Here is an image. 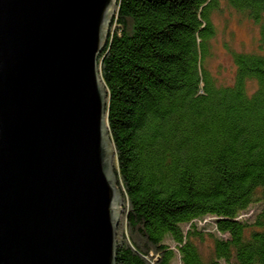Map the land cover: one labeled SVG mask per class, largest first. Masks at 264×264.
Returning <instances> with one entry per match:
<instances>
[{"label":"trees","instance_id":"1","mask_svg":"<svg viewBox=\"0 0 264 264\" xmlns=\"http://www.w3.org/2000/svg\"><path fill=\"white\" fill-rule=\"evenodd\" d=\"M224 2L259 44L225 46L218 84L220 0H117L98 58L122 200L115 264H264V0Z\"/></svg>","mask_w":264,"mask_h":264},{"label":"water","instance_id":"2","mask_svg":"<svg viewBox=\"0 0 264 264\" xmlns=\"http://www.w3.org/2000/svg\"><path fill=\"white\" fill-rule=\"evenodd\" d=\"M117 0H0V264H115L98 58Z\"/></svg>","mask_w":264,"mask_h":264},{"label":"rangeland","instance_id":"3","mask_svg":"<svg viewBox=\"0 0 264 264\" xmlns=\"http://www.w3.org/2000/svg\"><path fill=\"white\" fill-rule=\"evenodd\" d=\"M220 7L222 8L221 12L212 16L217 34L212 41V57L208 61V66L216 83L225 84L229 82L233 68L229 51L225 46L235 52H249L253 50V48L249 47V43L252 47L254 45L257 47L259 42L258 37L252 39L255 35V28L249 22L241 20L236 14L224 9V0H220ZM230 36H232V39H229ZM256 209L259 208L252 207L246 214L250 215ZM172 264H180L177 255L173 259Z\"/></svg>","mask_w":264,"mask_h":264}]
</instances>
